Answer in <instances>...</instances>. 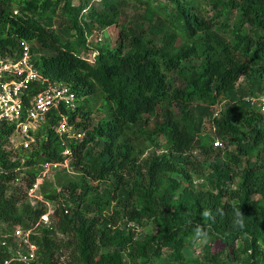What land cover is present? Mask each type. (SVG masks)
I'll use <instances>...</instances> for the list:
<instances>
[{"label":"trees","instance_id":"16d2710c","mask_svg":"<svg viewBox=\"0 0 264 264\" xmlns=\"http://www.w3.org/2000/svg\"><path fill=\"white\" fill-rule=\"evenodd\" d=\"M74 1L0 0V58L39 41L35 66L75 92L70 121L85 132L68 141L78 174L60 177V191L41 186L57 206L33 236V264H216L237 240L241 264H264V113L246 99L264 90V0ZM113 25L115 44L100 42ZM204 112L226 147L201 133ZM58 119L31 150L10 149L14 124L0 119V228L47 211L28 190L45 162L66 157ZM149 224L156 232L140 237ZM201 238L203 259L191 256Z\"/></svg>","mask_w":264,"mask_h":264},{"label":"built area","instance_id":"2783aa9c","mask_svg":"<svg viewBox=\"0 0 264 264\" xmlns=\"http://www.w3.org/2000/svg\"><path fill=\"white\" fill-rule=\"evenodd\" d=\"M246 99L251 106L264 113V90ZM77 106L76 94L68 84L53 81L35 66L28 42L24 43L17 60L0 59V119L14 124L10 149L33 148L38 142V132L55 112L59 119L54 129L65 146L63 153L66 156L62 162H45L28 190L29 195H34L37 201L47 206V211L38 222L29 228L19 225L11 230L0 228V264H33L37 259L38 245L33 236L41 222L50 221L51 203L36 192L41 190L52 169L64 167L69 170L71 167L74 151L68 141L82 140L85 136V132L76 129L70 121L71 112ZM214 146L223 147L224 141L216 137Z\"/></svg>","mask_w":264,"mask_h":264},{"label":"rangeland","instance_id":"374dc122","mask_svg":"<svg viewBox=\"0 0 264 264\" xmlns=\"http://www.w3.org/2000/svg\"><path fill=\"white\" fill-rule=\"evenodd\" d=\"M74 2L76 4H78L80 2V0H75ZM89 6H92V8L99 9V8H101L102 3L100 2V0H92V1H90V5ZM87 9H88L87 12H90L91 9H89V7ZM125 10H126V12L128 14H132L133 13V10H132L131 7H127V8H125ZM124 18H125V16H122L121 17V21H123ZM118 34H119L118 26L117 25H113V26L107 27L106 29L100 31L97 39L99 41L102 40L100 42L110 43L111 45L112 44L114 45L116 40H117V38H118ZM94 42H96V41H94ZM30 45L34 46L35 48H39L40 47V42L35 40ZM94 45H95V43H94ZM81 54H82L83 57L93 60L95 55H96V52H94V51L92 52V50H90V51L85 50V51H82ZM0 59H4V58H0ZM191 62L192 63L196 62V59L195 60H191ZM240 82L242 84L245 83V77L244 76L241 77ZM197 114L202 115L203 112L197 111ZM101 116H102L101 112L99 110H97V108H95V111H94V113L92 115V121L94 123H96L101 118ZM204 116H205L204 117L205 118L204 119V123H203V126H202L200 131H201L202 134H205V136L209 137L210 144H214V141H215L217 136L215 135V133L213 131H211V125H210V122H209V117H208L207 114H205V112H204ZM227 145L228 144L226 142H224V146L223 147H226ZM99 146L101 147V145H99ZM10 147H12V142L11 141H9V148ZM230 148H232V146H230ZM29 149L31 150V148H28L26 150H29ZM154 151H156L158 153V152H160V149L159 148H156V149L151 148V149L148 150L147 154H150V153H152ZM195 153L197 154L198 152L195 151ZM262 155L264 156V151H263ZM23 169L25 170V168H23ZM65 174H67L69 176H76V174H78V171L73 166H71L69 170H67L64 167H57V168H54V169H52L50 171V173L45 178L44 182L47 181L49 188L51 187V185L58 186V191H60L61 189H60V185L58 183V179L60 177H64ZM104 187H105V184L102 185V189H104ZM36 193L39 194V193H41V191L39 190ZM66 198L69 199V200L71 199V198H69L68 195H66ZM28 199H29V201L32 204H37V202H38L34 195H29L28 194ZM50 203L51 204H50V215H49V217H51L52 213L54 212L55 207L57 206L53 202H50ZM51 222H52L51 220L48 223L41 222V224H39L38 230H40V228L42 227L43 224H49ZM137 231L140 232L139 236L142 237L148 232H151V231L156 232V226H154L153 224H149V225H146V226H138ZM207 241H208L207 238L199 239L197 241V243L194 245L193 249H192V253L193 254L191 256L192 257H196V258L199 257V258L203 259L204 255H205V252H206L204 245L207 243ZM239 244H240V241L237 240V241H235L233 246H229L228 249L223 251V253H220V259L222 261H220V262H218L216 264H241L240 261H241L242 258L237 259L235 257V255H234V253H233L234 248L237 247ZM214 246H216L215 248H217L218 246L221 247L222 246L221 241L218 240L214 244ZM227 252L230 253L231 258H227ZM59 253H61V257H60L61 261L69 260L70 257H71V249H64L63 251H61ZM204 264H213V263H211V262H207L206 263L204 261Z\"/></svg>","mask_w":264,"mask_h":264},{"label":"clouds","instance_id":"9594fccd","mask_svg":"<svg viewBox=\"0 0 264 264\" xmlns=\"http://www.w3.org/2000/svg\"><path fill=\"white\" fill-rule=\"evenodd\" d=\"M196 235H197V236H201V235H204V234L201 233L200 230L198 229Z\"/></svg>","mask_w":264,"mask_h":264}]
</instances>
